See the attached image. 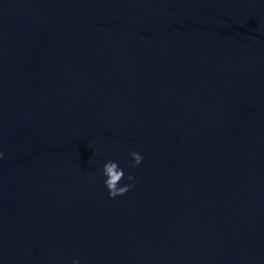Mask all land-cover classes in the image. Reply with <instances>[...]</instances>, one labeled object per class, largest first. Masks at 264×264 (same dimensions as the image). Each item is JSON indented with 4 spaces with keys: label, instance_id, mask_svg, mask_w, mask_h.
<instances>
[{
    "label": "water",
    "instance_id": "obj_1",
    "mask_svg": "<svg viewBox=\"0 0 264 264\" xmlns=\"http://www.w3.org/2000/svg\"><path fill=\"white\" fill-rule=\"evenodd\" d=\"M74 260L264 264V0H0V264Z\"/></svg>",
    "mask_w": 264,
    "mask_h": 264
},
{
    "label": "clouds",
    "instance_id": "obj_2",
    "mask_svg": "<svg viewBox=\"0 0 264 264\" xmlns=\"http://www.w3.org/2000/svg\"><path fill=\"white\" fill-rule=\"evenodd\" d=\"M129 155L131 157L132 167L141 164L142 157L139 153L131 151ZM102 175L105 177L103 184L107 189L110 198L124 195L133 186L132 184L119 186L122 179H127L128 181L135 183V178L131 174L125 177L124 170L120 168L116 162L111 160L103 165ZM72 264H77V261L74 260Z\"/></svg>",
    "mask_w": 264,
    "mask_h": 264
}]
</instances>
